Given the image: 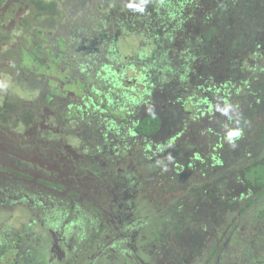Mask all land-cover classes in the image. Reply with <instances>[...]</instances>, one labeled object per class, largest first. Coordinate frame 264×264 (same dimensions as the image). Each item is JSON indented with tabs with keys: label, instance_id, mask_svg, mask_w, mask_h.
<instances>
[{
	"label": "trees",
	"instance_id": "trees-1",
	"mask_svg": "<svg viewBox=\"0 0 264 264\" xmlns=\"http://www.w3.org/2000/svg\"><path fill=\"white\" fill-rule=\"evenodd\" d=\"M116 1L122 4L123 10L124 7L133 6L129 1ZM233 1V9L235 6L239 8L241 19L245 21L246 15L252 18L249 29H258L262 35L260 29L264 25V0ZM79 2L87 3L91 11L85 13L80 10L81 3L76 6ZM93 2L96 1L31 0L30 17L24 26L23 38L15 52L7 55L15 59L20 53L25 69V72H21L29 76L33 85L39 82L38 75L42 74L36 69L55 67L59 60L65 59L72 71L67 75L66 86L78 92L74 91L71 98L61 88L48 92L46 81L43 80L44 86H40L35 99L21 103L19 98H13L19 102L13 103L27 107H36L40 103L47 110L61 116L68 115L69 122L66 121L60 130L65 128L72 132L71 135L77 141L84 142L87 139L84 155L91 158L87 169H94L96 174L104 172L103 167L115 174L126 170L125 167H109V164L122 159L120 154L128 153L133 157L130 159L133 166L139 167L134 156L143 153L150 169H139L145 184L161 176L172 191L170 183L175 185V200L168 213V221L165 224L163 222L162 233L176 235L177 226L183 221L193 229L196 239L198 229L204 228L203 231L208 230L209 236L206 235L207 244L201 243L203 250L216 236L212 229L207 228L208 223L205 225V221L200 219L204 215L211 218L214 209L223 215L231 214L237 208V202L244 198L250 199V206L258 205L264 210V125L256 122L264 117V86L258 84V76H264V53L258 54L256 51L262 43V37L257 36L253 40L255 50L241 51L238 48L241 39H232V42L228 39L229 43L225 45L219 25L204 23L203 26L209 27L198 42L207 46L208 56L201 53L200 49L190 53L192 47L188 46L187 50L179 52L172 41L165 45V39L175 37L178 43L185 24L198 16L203 17L202 22L204 18H209V11L204 9L207 0H180L178 3L176 0H144V4L156 13L155 24H144L142 29H137V36L148 47L142 48L134 56L136 58L132 57V66L141 68L143 73L132 86L125 85L123 88L122 84L128 83L130 79L125 77L126 71L122 67V52L114 47L121 37L103 33L98 36L99 39H93L89 33L92 31L86 30L83 25L84 20L91 19L92 14L94 16L90 23H94L95 16L106 13H103V9L95 10L93 5L89 6ZM230 7L219 5V11L228 17ZM93 10L95 12L92 13ZM255 10L257 12L253 16ZM67 12L69 17L65 19ZM78 17L82 19L77 21ZM228 22L236 25L231 20ZM96 24L98 26L93 27L94 35L102 32L100 27L105 30L109 28L105 22ZM164 24H171L172 28ZM126 28L128 30L123 27L126 35L135 31L131 23H127ZM52 31L57 32L54 40L51 38ZM65 40L68 41L67 45ZM54 43L57 50L51 48ZM65 49V56H62ZM238 51L241 59L235 65L218 64L223 52L228 53L226 58H231ZM139 56L153 60V63L148 61L141 64ZM250 62L255 65L252 67ZM13 75L18 77L16 70ZM19 79L22 80H18V85L22 87L25 81ZM141 84L148 85L149 89L136 93ZM238 96H241V100L237 99ZM59 121L60 118L57 123ZM88 139L92 146L88 144ZM96 155L109 159L105 162ZM95 156L98 162H94ZM237 162L239 165L236 166ZM103 163L105 165L100 167ZM216 167L224 175L218 178L213 176L215 183L206 179L205 182L189 185L190 177L196 171L208 175ZM128 179L132 182L129 177L123 180ZM138 180L141 181L140 176ZM126 188L135 190L134 183ZM242 209L241 215L248 214L245 207ZM149 211L145 209L144 214ZM260 214L263 216L264 212ZM225 225L222 228L226 230L233 227ZM145 236L151 238L144 232L142 238L145 239ZM150 257L149 254V261ZM105 263H110V260Z\"/></svg>",
	"mask_w": 264,
	"mask_h": 264
},
{
	"label": "flooded vegetation",
	"instance_id": "flooded-vegetation-1",
	"mask_svg": "<svg viewBox=\"0 0 264 264\" xmlns=\"http://www.w3.org/2000/svg\"><path fill=\"white\" fill-rule=\"evenodd\" d=\"M31 5V0H0V220H4L3 224L9 222L7 220H12V224L21 227V230L18 229L20 232L18 245L15 244L12 247L10 242H16L17 238L14 240L5 235L0 238L1 250L14 251V255L18 256L15 264H105L106 257L110 255L101 245L96 247L98 255L91 258L88 254L91 252L92 244L101 243V239L111 232L112 227L110 226H113L114 229H122L119 232L122 235L114 245L115 248L117 247V256L130 259L132 264H155L151 253L150 261L149 258L146 259L145 244L141 249L131 250L129 236L126 233L134 226L131 232H135L138 236L146 232L148 222L144 223L145 209H136L138 207L135 202L129 207L128 205L124 207V211L133 217V221L128 224V229L126 224L117 225L118 220L114 217L115 214H121L117 209L119 201L117 194L110 198L114 199L112 202L107 201L110 203V206H107L108 203L102 202L99 196H97L98 203L97 199H92V201L84 192L87 190L84 179L102 178L101 175L95 173L94 169L93 171L87 169L91 158L85 157L82 152L87 150L84 145L87 139L84 142L83 140L77 141L71 135L72 132L65 128L53 131L51 123H57L58 119L55 122L54 117H58V113L41 107L40 103L36 107L16 105L13 103L14 97L11 91L3 89L6 84L2 75L9 76L10 81L11 79L22 80L19 79L22 73L21 62L19 68L13 65L18 56L13 59L7 53L11 54L12 50L8 49L13 42V48L17 47L18 43L20 44L23 35L17 37L15 34L19 32L22 34L30 17ZM15 70H17V78L13 75ZM22 75L23 77L20 76V78H23L25 82L28 79L27 82L32 83L29 78H25L24 73ZM38 79L43 85V80L46 81L45 88H48V92L57 89L53 86L55 81L52 78L47 79L39 74ZM28 108L31 110L29 111ZM59 147H62L64 151L59 152ZM132 158L129 157L125 164L121 165L119 161L115 167L123 169L128 165H133V161L130 160ZM134 158L139 165V167L133 166L134 168L150 171L143 153L137 154ZM98 161L99 159L95 157L94 162ZM103 165L105 164H101L100 167ZM60 166L61 172L59 171ZM109 174L105 173L103 176ZM128 180L121 181L125 195L129 191H134L126 188L133 185L130 179ZM96 203L100 204V207ZM103 206L112 209L111 213L116 221L106 216ZM135 216L137 223L134 222ZM259 216H252L251 220H255L256 229L261 228L262 230L264 220L261 219H264V215ZM103 218L106 219V225L102 222ZM258 218L261 221H256ZM93 219L96 225L92 242L91 237L93 236L87 239L86 234L88 225L92 224ZM213 233L216 236L204 248V252L199 248L195 250L194 264H264V255L257 252L246 253L245 256L240 257L241 248H245L247 242L246 238L242 239L232 232L226 237L224 246L221 247L220 233L216 227ZM236 239L242 241V245L238 248L234 247L236 254H233L229 247L232 243H241ZM32 240L35 244L31 242ZM257 241L261 251H264V244L260 243V238L252 239L250 243L254 245ZM130 263L127 259L118 261V264ZM183 263L189 264L186 261Z\"/></svg>",
	"mask_w": 264,
	"mask_h": 264
},
{
	"label": "rangeland",
	"instance_id": "rangeland-1",
	"mask_svg": "<svg viewBox=\"0 0 264 264\" xmlns=\"http://www.w3.org/2000/svg\"><path fill=\"white\" fill-rule=\"evenodd\" d=\"M15 1H19V0H15ZM95 1L96 2L89 3V6L93 5L95 10L103 9L102 10L103 13H105L104 11H106V13L103 15L100 14V17L95 16L94 23H90L92 22L91 19H93L92 17L94 16L92 14L90 17L91 19L86 18L84 20L85 24L83 25L86 26V30L92 31L89 33L93 35V36L92 35L90 36V37H94L93 39H99L98 36H101L103 33H109L112 36L121 37L120 40L118 41L119 43L114 45V47L117 51L122 52V58H123L122 67H123V70L126 71L125 77H127V79L128 78L130 79L128 83L122 84V87L125 88L124 87L125 85L132 86L134 81H136V79L140 77L141 72L143 73V71H141V68L132 66L133 65L132 59L136 58L134 56L140 53L142 48L148 47V45L145 46L147 43L137 36L139 32L136 33V31L137 29H142L143 28L142 26L144 24H151L153 26L155 24L154 17H156V13L154 12V10L149 9L144 4V0H122V1H125L126 3L127 1H129L130 3L133 4V6L124 7V10L122 9L123 7L122 4L118 3L116 0H95ZM179 1L180 0H176V3H178ZM82 3L84 2H79V4L76 6L80 5L79 7L80 10L84 11L85 13H88L89 11H91V9L88 10L89 7L87 3H84L85 5H83ZM233 3H235L233 0H207V2L204 4V9L209 11L208 12V14L210 15L209 18L208 17L204 18V22H202L203 21L202 16L201 17L198 16L197 19L193 18L192 21L190 20L187 24H185V26H183V30H182L183 33H181L180 35L181 36L180 42L177 43L175 41V37L174 38L172 37L171 40L165 39V42H167L165 45H167L168 43L172 41V43H174L173 46L175 45L174 48L178 49L179 52H182L183 50H187V46H188V47H192V49L190 50V53L197 52L198 49H200L201 53L206 54L205 56H208V52L205 49V47L207 46L203 45V43H200L198 41L200 40L199 38L203 36L206 29L209 27V26L205 27L203 26V24L209 23L210 25L211 23H216L219 25V31H221L222 37L225 38V41H224L225 45L229 43L227 42L228 39L231 42H232V39H236V40L241 39L242 42L240 46H238V48L239 47L241 48V51L242 49L244 51L255 50V48L253 47L255 44V41L253 40H255L257 36L258 37L260 36V38L262 37V43L260 44V47L257 48L256 51L258 54L264 53V25H261V29H260L262 35L259 34L258 29L257 31L249 29L252 18H248V15H246L245 21L241 19V12L239 11V8L237 9V6H235V9H233V5H232ZM219 5H230L231 6L228 17L223 15L224 12H221V10L219 11ZM68 11H71V10L68 9ZM93 12L95 11L93 10L92 13ZM256 12L257 11L255 10L253 16L255 15ZM213 14L214 16H212ZM65 17H66L65 19L69 17V12L65 14ZM81 19H82L81 17L80 18L78 17V19L76 20L80 21ZM229 20H231V22H236L235 23L236 25H232L231 23H229L228 22ZM104 22L108 23L109 28H106L105 30L104 27H100V30H102V32L100 33L99 31L98 34L94 35L93 27L98 26L96 23H100L102 25ZM127 23H131V25L135 27L134 29L135 31H131V34L126 35L125 30H128L126 28ZM62 24L66 25L64 22ZM164 25H167L168 27L172 28L171 24H164ZM123 27L125 30L123 29ZM194 28L198 30H195ZM144 31L146 32V30H143V32ZM50 33L53 36L51 38H53V40L56 39L55 37L57 35V32L52 31ZM15 35L17 37H21L23 33L20 34L19 32L18 34H15ZM64 43L67 45L68 41L65 40ZM69 44L73 45L74 43H69ZM12 46H14V42L13 44L9 45L8 50H12V52H15L16 47L13 48ZM51 48L57 50L55 43L51 44ZM208 48L210 51V47ZM65 51L66 49L62 52V56L63 55L65 56ZM174 52H177V51H174ZM227 52L226 54L225 52H223L222 57L218 59L219 65L233 66L236 64L235 62L237 60L241 59L240 58L241 53H239V51L235 52V54H233L231 58H226V55L228 54ZM175 56L176 54L174 55V57ZM138 58L140 59L141 64L148 62V61L153 63V60H149L145 57L139 56ZM20 62L22 66V64L24 63V60L23 59L21 60V55L19 53L18 58L15 61V63H13V65H15L16 68H19ZM179 63H181L180 60H179ZM69 65H70L69 62H66L65 59H62V61L59 60V63L55 67H52L49 69L47 68H38V69L35 68V69L38 70V72L40 71L42 72V74H40L42 75V77L44 75L46 76L47 79L52 78L55 81L53 83L54 88H57V89L61 88L64 91V94H68V96L71 98L73 96L74 91L76 92L78 91L75 88H70L69 86L68 87L66 86L67 75L72 73V71H70L69 69L70 67ZM250 65L253 67L255 63L250 62ZM21 71L25 72V69L22 67ZM20 76L23 77L22 73ZM28 77L26 76L25 78H28ZM258 77H259L258 84L261 87L264 86V79H263L264 76H258ZM2 79L5 81V84H6L3 89L4 90L6 89L7 91L10 90L12 96L15 99L19 98V100H21V103H29V100L31 101L35 99L34 97L38 96V89L40 88V86H44L40 82L35 83L33 85V83L31 82H27L28 81L27 79V81L24 84L22 83V87H21L20 85H18L19 83L18 80L11 79L10 81V78L7 75H2ZM14 81H17V82H14ZM140 81L141 83H143L142 79ZM148 89H149L148 85L145 86L144 84H141L137 87L136 93L146 92ZM124 91H127V90L125 89ZM66 99H69V98H66ZM237 99L241 100V96H238ZM16 102L19 103L17 100L15 101V103ZM54 118L56 122L57 117H54ZM58 118H60V121L58 123H55V124L51 123L53 127V131H59L62 126L64 127L66 121L69 119V116L63 114L62 116L59 115ZM255 120L256 118L254 117L253 121ZM256 122L259 125L263 126L264 117H262L260 120L257 119ZM88 144L92 146V142L89 139H88ZM59 148H60L58 150L59 152L64 151L62 147H59ZM81 150H83L82 147H81ZM82 152L83 154L85 153L84 151ZM136 152L137 151L133 153H136ZM96 156H99L100 159L105 162L109 159V158H105L104 156H100V155H96ZM120 156H122V159L120 158L119 160L120 165L125 164V162L130 157L128 153L124 155L120 154ZM119 161H115L109 164L110 165L109 167L115 166V164L118 163ZM237 165H239V162L236 163V166ZM125 168L127 169L122 170V172L115 174L114 172L110 171V169L108 170L105 167H103L104 172H102L101 174L99 173V175H101L102 178L99 179L98 177V179L97 178H94V179L88 178L87 180L84 179L85 188H87V190L90 189L89 191L87 190L84 191L85 193H87V197L91 200L97 199L96 201L98 203H99L98 201L99 198L102 200V202H107L109 200H111L112 202V200L114 199H110V198L114 197V195L117 194V197L119 198V201L117 202V209L121 214L120 215L115 214L114 217H116L118 221H116L115 218L113 217L111 213L112 209H109L107 207V206H110V203L107 202L108 203L107 206H103L107 214L106 216L110 218L112 221H116L117 225L120 223L122 225L124 224L128 225L130 222L133 221V217L132 216L130 217L127 214V212L124 211L125 209L124 207L127 205H128L127 207H129V205L133 202L137 204L138 208L136 209L138 210H141L143 208L146 209V212L150 210L149 213H146V219L144 220V223L148 222V224L146 225L147 231L145 232V234L151 236V238H149L148 236H145L146 239H143L142 237L144 236V233L139 234L140 236H138L135 232H131L135 226L132 227L129 231L126 232L127 235L129 236V247L131 248V250H136V248L141 249L143 244H145L146 245L145 246V250H146L145 256L149 258V254L151 253L154 257L153 259L155 261V264H179V262L181 261H186L189 264H194V262L196 261V258H195L196 251L195 250L196 249L199 250L203 247L201 243H204V244L208 243L206 242V240L208 239L206 235L209 236L208 230L207 232H204L203 231L204 228L198 229V232H197L198 237L195 239L196 236H194L195 232L193 231V229H191V227H189L186 222H183L182 224H178L177 226L178 229H176V232L178 233L176 235L173 234L169 236V235L164 234V232L162 233V231H164L163 230L164 226H162L163 222L165 224L168 221L167 216H169L168 213L171 211L173 207V201L175 200L174 198L175 197V193H174L175 185L170 183V186L173 188V191H172V189H170L169 187V184H165L166 183L165 180L161 179L162 178L161 176L157 177L154 181H152V183L145 184L146 181L143 180L142 173H140L138 169L134 168L133 165H128ZM60 169H62L61 166L59 168V171L61 172ZM172 171H174V168L172 169ZM108 172H110L112 176L111 175L103 176L105 173H108ZM191 174L193 173L191 172ZM196 174H198L199 177H197ZM223 175H224V172L218 167L214 168V170L208 173V175H205V174L203 175L199 171H196V173L190 177L189 185L190 183L192 184L198 181L205 182L206 179L208 181L212 180V182H214L212 178L213 176L218 178V177H222ZM139 176L141 177V181H140L141 184L139 182L140 179L138 180ZM126 177L131 178L132 182L134 183L135 190L133 192L129 191L125 195L124 187L121 186L120 181H123V179ZM83 178H85L84 175H83ZM127 194L129 196H127ZM97 196H99V198ZM249 200L250 199L244 198L242 201L237 202L238 206H236L237 208H235L234 210L235 213L233 211L231 214L223 215V214H220L218 210L214 209L213 216L211 218L204 215L200 219H203L205 221L206 223L205 225H207L208 223L207 228L212 229V232L214 231V227L218 229L220 233L219 240L220 242L222 241L221 247L224 246L223 243L226 241V237H228V235H230L232 232H235L236 235L239 236L240 238L247 239L245 248L244 247L241 248L240 257L245 256L246 253H253V252H257L258 254L263 256L264 251H261V249L259 248L260 247L259 242L257 241L254 245L250 243L252 239L260 238V243L264 244V228L262 230L261 228L256 229L257 228L256 222L255 220H251V217H250L251 215L252 216L261 215L260 213L262 212V208L261 206H258V205L250 206ZM98 203H96V205L100 207V204ZM214 205L218 206L217 204H214ZM243 207L247 209V213L248 214L250 213L249 215L248 214L241 215V211L243 210L242 209ZM261 220H264V219H261ZM261 220L258 218L256 221H261ZM3 221H4L3 219L0 220V223L2 222V224L0 225V238L5 237V235L14 240L17 238L16 242H10V243L12 247H14L15 244L18 245L17 242H18V236L20 233L18 229L21 230L20 225L16 226V224H12L13 223L12 220H7L9 222H4V224H3ZM102 222H105L104 224L106 225L105 218H103ZM134 222L137 223L136 216L134 218ZM91 223L92 224L88 225V228H87V234H86L87 239L94 235L96 222L93 219L91 220ZM225 224L233 225V227L231 229L227 228L226 230V228H222L226 226ZM253 225L255 227H253ZM110 227H112L111 232L108 234V236H104L101 239V243H98V245L92 244V249L90 252L91 255L89 253L88 256L92 258L93 256L98 255V250L96 247L101 245L102 248H104L105 250L109 252L110 256L106 257V260H108V262L110 260V263L108 264H116V260L120 261L122 259H127V261L130 263V259L124 258V257L121 258V256H117V251H116L117 247L115 248L114 246L118 238H120L122 235L119 233L122 229L121 228L114 229L113 226H110ZM128 229H129V225H128ZM227 232H231V233L227 235ZM152 236H154V238ZM193 236H194V239H193ZM93 239H94V236L91 237V241ZM236 241L241 242V243H238V244L232 243L231 246L230 244H228L230 246L229 248L233 251V254L234 253L236 254L235 248H238L239 246L242 245V241H240L239 239H236ZM31 242L35 244L34 240H32ZM137 242L139 243V245ZM161 243L165 247H163ZM199 243H200V247H199ZM202 251L204 252V249ZM14 254H15L14 251H11V250L2 251L0 247V257L2 256L0 259V264H15L18 261V256H15ZM214 263H216V261Z\"/></svg>",
	"mask_w": 264,
	"mask_h": 264
}]
</instances>
